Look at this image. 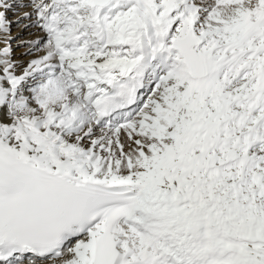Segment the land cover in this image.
<instances>
[{
    "label": "snow or ice",
    "instance_id": "6c2138e0",
    "mask_svg": "<svg viewBox=\"0 0 264 264\" xmlns=\"http://www.w3.org/2000/svg\"><path fill=\"white\" fill-rule=\"evenodd\" d=\"M0 264H264V0H0Z\"/></svg>",
    "mask_w": 264,
    "mask_h": 264
}]
</instances>
